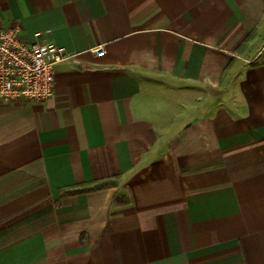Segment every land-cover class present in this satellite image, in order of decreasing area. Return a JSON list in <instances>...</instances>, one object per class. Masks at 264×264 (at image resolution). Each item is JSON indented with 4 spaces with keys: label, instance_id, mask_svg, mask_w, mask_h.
<instances>
[{
    "label": "crops",
    "instance_id": "crops-1",
    "mask_svg": "<svg viewBox=\"0 0 264 264\" xmlns=\"http://www.w3.org/2000/svg\"><path fill=\"white\" fill-rule=\"evenodd\" d=\"M15 26L74 57L0 102V264H264V0H0Z\"/></svg>",
    "mask_w": 264,
    "mask_h": 264
},
{
    "label": "built area",
    "instance_id": "built-area-1",
    "mask_svg": "<svg viewBox=\"0 0 264 264\" xmlns=\"http://www.w3.org/2000/svg\"><path fill=\"white\" fill-rule=\"evenodd\" d=\"M41 38L36 32L34 41L24 40L17 26L0 29V102H40L52 96L55 66L74 55ZM92 51L104 54L102 46Z\"/></svg>",
    "mask_w": 264,
    "mask_h": 264
}]
</instances>
